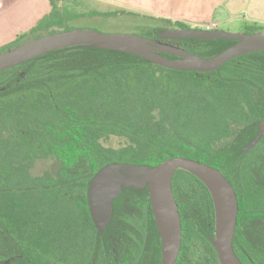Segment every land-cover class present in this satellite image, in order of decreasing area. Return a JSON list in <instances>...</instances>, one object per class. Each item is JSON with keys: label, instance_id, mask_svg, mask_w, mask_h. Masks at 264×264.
<instances>
[{"label": "trees", "instance_id": "16d2710c", "mask_svg": "<svg viewBox=\"0 0 264 264\" xmlns=\"http://www.w3.org/2000/svg\"><path fill=\"white\" fill-rule=\"evenodd\" d=\"M50 12L0 54L30 40L72 30L86 17L135 16L126 10L77 12L49 0ZM145 32L211 58L227 40H163L166 29L192 28L159 18ZM249 34L263 27L246 26ZM201 29V28H199ZM169 59L176 57L165 55ZM264 119V52L214 72L176 71L109 50L71 47L0 72V260L18 253L29 264H161V239L148 189H124L112 203L108 230L96 229L88 202L91 180L106 166L156 167L184 157L218 169L239 204L234 250L243 264H264V137L249 152ZM54 157L55 174L33 175ZM173 193L182 221L176 264H220L210 237L215 212L207 187L179 170Z\"/></svg>", "mask_w": 264, "mask_h": 264}, {"label": "water", "instance_id": "95a60500", "mask_svg": "<svg viewBox=\"0 0 264 264\" xmlns=\"http://www.w3.org/2000/svg\"><path fill=\"white\" fill-rule=\"evenodd\" d=\"M163 40H227L235 43L211 58L194 55L183 48L136 34H103L93 30L72 29L42 36L0 54V72L34 60L48 53L88 47L116 51L147 60L157 66L176 71L214 72L238 57L264 52V31L253 34L221 29H166L157 34ZM165 55L176 57L169 59ZM264 136V119L259 132L244 152L254 148ZM186 171L199 179L211 194L215 212L214 235L210 237L220 264H243L234 250L239 204L230 181L216 168L205 163L174 157L156 167L112 164L104 167L90 182L88 201L94 224L104 232L112 220V203L124 189H148L155 222L161 239V264H176L182 246V221L173 193L177 171Z\"/></svg>", "mask_w": 264, "mask_h": 264}, {"label": "crops", "instance_id": "0c3cea01", "mask_svg": "<svg viewBox=\"0 0 264 264\" xmlns=\"http://www.w3.org/2000/svg\"><path fill=\"white\" fill-rule=\"evenodd\" d=\"M5 0H0V5ZM144 4L140 6L134 4L136 2L118 0L119 4L128 5L132 10L145 9V13L156 18L170 19L172 21L183 22L187 25H193L195 28L205 25L212 21H221L223 19L230 27L237 28L238 22H241L242 27L257 26L264 28V0H139ZM27 6L25 7V4ZM8 9L5 12L11 11L12 20L11 30L12 35L6 36L0 42V47L12 42L18 36V18L23 23L25 20L38 17L36 24L43 16L50 12L49 0H25L20 5H15L12 0L8 3ZM134 8V9H133ZM131 10V9H130ZM4 12V13H5ZM9 14V13H8ZM21 14V16H19ZM10 16V15H9ZM8 16V17H9ZM7 17L4 18V22ZM16 22V26L15 23ZM237 22V23H236ZM222 23V22H221ZM1 24V23H0ZM33 27V26H32ZM192 27V26H191ZM241 27V26H240ZM193 28V27H192ZM0 31H5V25L0 27ZM229 32H236L231 31Z\"/></svg>", "mask_w": 264, "mask_h": 264}, {"label": "rangeland", "instance_id": "374dc122", "mask_svg": "<svg viewBox=\"0 0 264 264\" xmlns=\"http://www.w3.org/2000/svg\"><path fill=\"white\" fill-rule=\"evenodd\" d=\"M10 0H5L3 4L0 5V27L5 25V31H0V42L8 36L14 33L11 30V11L5 12L8 9L7 3ZM15 5H20L21 2H25V0H12ZM62 1V0H61ZM80 5L76 6L73 3H69L70 8H74L77 12H88L91 10H98L103 12H112L118 10H126L127 12L135 13V16H119L113 18H104V17H86L79 20H75L69 24L70 28L73 29H86V30H93L103 34H136V35H144L146 31L156 29L162 25L159 18H156L150 14L145 13V9H141L137 7V9L132 10L129 1H134L140 6L144 7V4L141 3L139 0H125L127 2L126 5L119 4L118 0H79ZM60 2V0H59ZM27 3L25 4V7ZM72 8V9H73ZM131 9V10H130ZM5 12V13H4ZM9 13V14H8ZM10 15V16H9ZM9 16V17H8ZM21 16V14H19ZM7 17V20L4 22V18ZM38 17H32V19L25 20L23 19V23L20 18H18V35L23 34L29 31L32 26H34ZM222 25L220 27L223 31H236L235 33H246L249 34L246 30V26L238 22V27L233 28L230 27L232 25H227L226 22L221 19ZM15 26L16 22L14 21ZM237 23V22H236ZM193 28L195 26L191 25ZM241 26V27H240ZM201 27V26H200ZM199 27V28H200ZM14 41V40H13ZM60 164L58 161L52 157L45 161L37 162L36 166L32 170L33 175H42L44 172L48 171L53 174L57 172L59 169Z\"/></svg>", "mask_w": 264, "mask_h": 264}, {"label": "flooded vegetation", "instance_id": "af4514ba", "mask_svg": "<svg viewBox=\"0 0 264 264\" xmlns=\"http://www.w3.org/2000/svg\"><path fill=\"white\" fill-rule=\"evenodd\" d=\"M259 132V131H258ZM258 134V133H257ZM262 137H264V136H262ZM261 139V138H260ZM260 141V140H259ZM248 146V145H247ZM246 146V147H247ZM245 147V148H246ZM244 148V149H245ZM244 149L242 150L243 152H244ZM253 149V148H252ZM251 149V150H252ZM251 150H249V151H251ZM249 151H247V152H249ZM120 198V197H119ZM118 198V199H119ZM116 201V200H115ZM89 202V201H88ZM150 203H151V201H150ZM113 206V205H112ZM151 207H152V205H151ZM114 210V209H113ZM152 211H153V209H152ZM154 215V214H153ZM92 217V216H91ZM112 217H113V214H112ZM155 219V218H154ZM93 220V219H92ZM111 222H112V220H111ZM111 222L107 225V227H106V229H105V231L104 232H99V230L97 229V227H96V225H95V227H96V229L98 230V232L99 233H101V234H103V233H105L107 230H108V228H109V226H110V224H111ZM94 223V222H93ZM156 223V222H155ZM156 227H157V225H156ZM158 229V228H157ZM159 233V232H158ZM160 236V235H159ZM212 237V236H211ZM73 256L71 255V254H68L67 256H66V258H65V262L66 263H68V264H71V263H73V259L74 258H72ZM29 262H30V260H26L25 258H24V256H22L21 254H18V253H10V251H9V248H7L4 252H3V258L0 260V264H29Z\"/></svg>", "mask_w": 264, "mask_h": 264}, {"label": "built area", "instance_id": "2783aa9c", "mask_svg": "<svg viewBox=\"0 0 264 264\" xmlns=\"http://www.w3.org/2000/svg\"><path fill=\"white\" fill-rule=\"evenodd\" d=\"M222 23L219 21H212L209 23H206L205 25L201 26V29L207 30V31H212V30H218L220 29Z\"/></svg>", "mask_w": 264, "mask_h": 264}]
</instances>
